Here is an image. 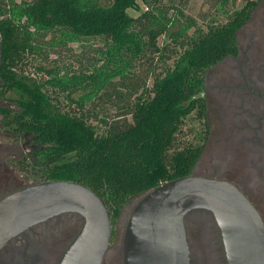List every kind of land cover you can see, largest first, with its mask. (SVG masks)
Returning <instances> with one entry per match:
<instances>
[{
	"label": "trees",
	"instance_id": "1",
	"mask_svg": "<svg viewBox=\"0 0 264 264\" xmlns=\"http://www.w3.org/2000/svg\"><path fill=\"white\" fill-rule=\"evenodd\" d=\"M138 1L0 0V99L8 98L9 91L17 94L15 109L0 106L1 126L14 142L26 133L40 146L27 159L32 180L82 183L100 197L111 223L134 197L191 173L200 148L180 138L181 126L201 106L196 94L204 73L231 51L235 28L231 23L213 26L185 39V31L194 23L187 18L177 31L168 33L181 51L164 70L152 74L150 86L125 105L130 119H97L84 110L83 99L93 92L76 99L67 91L60 99L48 91L46 84L63 92L89 77L96 91L114 77H124L137 57H144L150 65L168 57L166 48L159 47L158 37L166 32L169 18L147 10L130 15L127 10H138ZM141 1L151 5L159 0ZM97 37L106 41V61L100 73L66 80L54 67L38 65L36 71H28L29 57L37 53L44 52L46 58L58 44L65 47ZM39 71L51 78L41 80ZM88 117L96 118L100 129Z\"/></svg>",
	"mask_w": 264,
	"mask_h": 264
},
{
	"label": "flooded vegetation",
	"instance_id": "2",
	"mask_svg": "<svg viewBox=\"0 0 264 264\" xmlns=\"http://www.w3.org/2000/svg\"><path fill=\"white\" fill-rule=\"evenodd\" d=\"M232 1H241L242 5L224 23L235 27L231 51L207 68L196 94L201 106L195 110L204 117L206 128L191 173L232 183L256 209L264 226V0ZM220 65L225 67L222 73L217 68ZM210 116L215 122L217 144L206 155L211 138L207 127ZM8 134L0 123V198L37 182L31 180L27 159L34 157V150L40 146L26 133L17 143ZM72 223L73 232L67 230ZM79 225L80 218L72 213L34 223L0 247V264H56ZM184 227L188 264H226L218 227L207 210L188 211ZM192 230L199 233L197 242L191 241ZM104 261L124 264L122 243L113 251L107 249L101 264Z\"/></svg>",
	"mask_w": 264,
	"mask_h": 264
},
{
	"label": "water",
	"instance_id": "3",
	"mask_svg": "<svg viewBox=\"0 0 264 264\" xmlns=\"http://www.w3.org/2000/svg\"><path fill=\"white\" fill-rule=\"evenodd\" d=\"M127 204L124 264H188L184 217L193 209L213 216L226 264H264L260 215L226 180L190 173L166 180ZM60 213L77 215L80 225L56 264H101L111 236L109 213L92 189L71 180H43L1 197L0 247L28 226Z\"/></svg>",
	"mask_w": 264,
	"mask_h": 264
},
{
	"label": "rangeland",
	"instance_id": "4",
	"mask_svg": "<svg viewBox=\"0 0 264 264\" xmlns=\"http://www.w3.org/2000/svg\"><path fill=\"white\" fill-rule=\"evenodd\" d=\"M18 1V0H17ZM159 0L155 4H146L139 0V9H128L127 12L132 16H138L143 11H152L153 13L161 16L162 14L169 18L166 24V32L158 37L159 47H165L166 55L164 59H158L156 64L150 65L144 57H137L133 59L126 71L124 77L116 76L111 79L105 87H101L95 91L94 84L90 77L84 79L79 84H70L66 88V91L60 89V87L46 84L48 91L58 94L59 98H63L64 92L71 91L73 98H83L86 93H91L88 97H84V110H89L93 116L97 119L106 117L130 119V115L125 112V105L133 101L134 97L138 96L143 87H148L152 81V74L161 72L167 66V63H172L173 58L181 51V48L176 42L168 35L177 31L182 24L186 22L187 18H191L193 25H191L186 31L183 38L187 39L192 36H196L198 32H204L208 27L215 25H222L229 20L233 12L239 9L242 5L241 1L234 3L232 0ZM181 11V14L179 13ZM163 18V17H162ZM162 18H159L162 20ZM161 22H164L163 20ZM144 38H146L144 36ZM182 39L179 38V40ZM45 40V39H44ZM47 41V40H46ZM103 37L86 38L80 41H73L68 43L65 47L63 45H56L52 47V51L48 53L47 57H44V52L37 53L32 57H29L28 71H36L38 65L49 69L54 67L56 74L60 75L64 79H70L71 76H88L96 73H100V68H103L105 63L104 50L106 49V43ZM146 56H150L151 53L147 50ZM113 63H109L112 66ZM117 64V63H116ZM115 64V65H116ZM220 72L225 71L224 65L217 67ZM149 71H151L150 74ZM40 79H50L51 76L47 75L45 71H39ZM43 73V74H41ZM115 89V92H113ZM120 93V95L118 94ZM6 99H0V104L15 109L14 99L17 97L16 92L9 91L6 93ZM64 102V99L62 100ZM71 107H74L73 104ZM94 117H88L87 121L94 124L100 129L98 120ZM204 117L197 114V110L190 112L184 119L181 126L180 138L186 143H192V145L198 146L203 141L206 125L204 124ZM208 132L210 131V142L206 148V155L211 153L213 147L217 144L215 139V122L213 117L210 116L208 120ZM32 180V179H31ZM131 201V200H130ZM129 214V204H125L122 207L118 218L111 223V236L109 241V248L112 249L122 243V234L125 221ZM75 218V217H74ZM75 224H70L67 227L68 231L73 232L75 230ZM201 229V227H199ZM204 234L203 229L200 231ZM192 242L198 241L199 233L197 230L189 233ZM110 257V255L108 256ZM104 264H110L109 262Z\"/></svg>",
	"mask_w": 264,
	"mask_h": 264
}]
</instances>
